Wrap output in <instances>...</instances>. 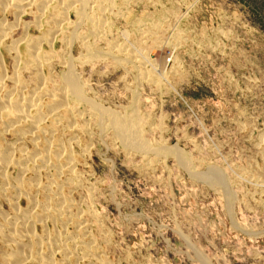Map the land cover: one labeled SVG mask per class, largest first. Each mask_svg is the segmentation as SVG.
<instances>
[{
  "label": "rangeland",
  "instance_id": "1",
  "mask_svg": "<svg viewBox=\"0 0 264 264\" xmlns=\"http://www.w3.org/2000/svg\"><path fill=\"white\" fill-rule=\"evenodd\" d=\"M31 2L0 3V264H264V0Z\"/></svg>",
  "mask_w": 264,
  "mask_h": 264
},
{
  "label": "bare ground",
  "instance_id": "2",
  "mask_svg": "<svg viewBox=\"0 0 264 264\" xmlns=\"http://www.w3.org/2000/svg\"><path fill=\"white\" fill-rule=\"evenodd\" d=\"M7 2H9V4L10 3H17V7H18V12L19 13H21V12H27V10H29L30 9V7L32 6V2H31V0H7ZM49 2H51V1H49ZM81 3H84L83 1H80ZM0 3H3V0H0ZM46 5V4H45ZM61 5V4H60ZM25 6H27V8L25 7ZM50 5H49V3H48V5H46L45 6V9L46 8H48ZM78 6V5H77ZM51 7V6H50ZM3 8V10H5V12H6V7H2ZM63 8V7H62ZM68 8V7H67ZM8 9V8H7ZM47 11V10H46ZM45 11V12H46ZM62 11V10H61ZM18 12H17V14H18ZM60 12V11H59ZM43 14H44V9H43ZM61 14H62V12H61ZM64 14H66V13H64ZM64 14H62L63 16H64ZM19 15V14H18ZM62 15H60V16H62ZM59 18H61V17H59ZM58 18V19H59ZM66 18V15H65V17H62L61 19H62V21H63V19H65ZM4 20V19H3ZM3 20H0V65L2 64L3 65V63H2V58H3V50H2V41H3V39H4V37L3 36H7V35H9L8 34V32H6V27L4 26V24H2V22L1 21H3ZM69 20V19H68ZM67 21V20H66ZM39 22V21H38ZM4 23V22H3ZM40 24V23H39ZM58 24V23H57ZM39 26H41V25H39ZM4 27H5V29H4ZM5 30V31H4ZM26 36V35H25ZM24 36V37H25ZM3 37V38H2ZM24 37H23V39H24ZM27 37H28V35H27ZM51 37V36H50ZM50 37H49V40L47 41L48 43H49V41L52 39H50ZM54 37V36H53ZM29 38V37H28ZM41 38V37H40ZM5 39H6V37H5ZM21 39H19V40H17L16 41V43L15 44H13L10 48H12L16 53H19V51H20V46H21V44H27V43H23V42H18V41H20ZM37 40V39H36ZM40 40H42V38L40 39ZM55 40V39H54ZM22 41V40H21ZM25 41V40H24ZM27 42H29V40H26ZM25 41V42H26ZM52 41V40H51ZM4 42H5V40H4ZM42 43V42H44V41H32V40H30V43L29 44H27L28 45V47H30L31 48V54H30V56H31V58H32V60L33 61H36L37 60V58H39L38 57V51H37V49H38V45L40 44V43ZM19 43V44H18ZM26 45V46H27ZM41 45V44H40ZM51 45V43H49V45H47V46H50ZM50 47H52V46H50ZM6 48V47H5ZM28 49V48H27ZM39 49H40V47H39ZM28 51H29V49H28ZM29 53V52H28ZM22 55V54H21ZM18 56V55H17ZM16 56V58L17 59H20L19 57H17ZM39 56H40V53H39ZM15 58V59H16ZM41 58V57H40ZM22 59V58H21ZM39 60V59H38ZM37 60V61H38ZM17 62H19L18 60H16ZM40 63V62H39ZM18 64V63H17ZM2 67V66H1ZM4 68V67H3ZM4 70V69H3ZM16 78V77H15ZM1 82H2V80H0V85H1ZM20 93V92H19ZM18 94V93H17ZM80 94V93H79ZM19 95V94H18ZM19 97H21V96H19ZM23 97V96H22ZM21 97V98H22ZM31 99V98H30ZM34 99V98H33ZM61 99V98H60ZM20 100V99H19ZM18 101V100H17ZM21 101V100H20ZM64 101V100H63ZM1 103V102H0ZM14 104V103H13ZM16 104V106H18L17 105V103H15ZM21 104V103H20ZM12 105V104H11ZM35 105V104H34ZM10 106V105H9ZM15 106V105H14ZM6 107V106H5ZM8 107V106H7ZM20 107V106H19ZM22 107H23V105H22ZM12 108V107H11ZM16 108V107H15ZM7 109H10V108H7ZM24 109V108H23ZM37 109V108H36ZM35 109V110H36ZM12 110V109H11ZM17 110H18V107H17ZM22 110V109H21ZM25 111V110H24ZM28 111V110H27ZM6 112V111H5ZM11 112V111H10ZM23 113V112H22ZM25 113H28V112H25ZM20 114V113H19ZM28 115V114H27ZM29 115H30V113H29ZM20 116V115H19ZM21 116H23L22 114H21ZM25 117V116H24ZM31 118V117H30ZM25 119V118H24ZM17 120V119H16ZM15 120V121H16ZM19 120V119H18ZM17 120V121H18ZM32 121H34V120H32ZM19 123V122H18ZM16 126V125H15ZM129 128H131V127H129ZM129 128H127V130H126V136L128 137V135H129V133L130 132H128V131H130L129 130ZM7 130V129H6ZM133 133V132H132ZM135 136V135H134ZM131 137V136H130ZM131 139H134V140H136V142L135 143H137V139H135V138H131ZM35 141V140H34ZM2 155V154H1ZM13 155V153H12V149L10 148V147H6V149H5V152L3 153V156L2 157H0V159H1V164H0V176H5V174L7 173V171L5 170L6 168H10V166H14L15 165V163L16 162H18V161H16V159L15 158H12V159H9V160H7V158L9 157V156H12ZM26 160V159H25ZM4 161V162H3ZM5 161H7V164L5 165V167H4V165H3V163H5ZM17 165V164H16ZM27 165V164H26ZM21 167V170H20V173L22 172L23 174H24V172H26V170H29V167H27V166H20ZM28 172V171H27ZM5 178H6V176H5ZM20 181V180H19ZM9 188V187H8ZM5 189H7V187L5 188ZM10 191V190H9ZM48 198V197H47ZM52 199V198H51ZM59 204V203H58ZM29 234V236H30V233H28ZM14 239V238H13ZM24 247V246H23ZM28 248V247H27ZM19 249V250H18ZM17 250V253H16V257L17 258H19V259H21L20 257H21V255L22 254H24V251L26 250L25 248H18ZM26 255V254H25ZM20 256V257H19ZM16 258V260H18ZM15 259V258H14ZM49 259V258H48ZM20 261V260H19ZM45 261V260H44ZM47 261V260H46ZM45 261V262H46ZM56 261V260H55ZM16 262V261H15ZM48 262V261H47ZM49 264V263H48Z\"/></svg>",
  "mask_w": 264,
  "mask_h": 264
}]
</instances>
